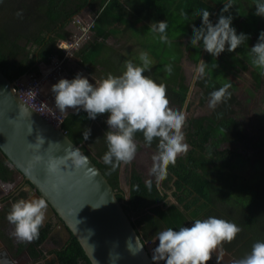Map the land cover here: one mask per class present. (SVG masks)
Returning a JSON list of instances; mask_svg holds the SVG:
<instances>
[{"label":"trees","instance_id":"16d2710c","mask_svg":"<svg viewBox=\"0 0 264 264\" xmlns=\"http://www.w3.org/2000/svg\"><path fill=\"white\" fill-rule=\"evenodd\" d=\"M102 2L0 0V71L14 81L23 74L39 73L40 63L47 64L52 54L61 55L57 44L71 34L73 17L84 8L91 9ZM223 2L205 0L200 3L211 13L209 18L213 23L220 14ZM232 3L224 15L231 14L232 24L236 27L239 21L244 24V30L236 29L238 33L250 36L246 44L236 49L238 53L235 50L227 55L211 57L202 48H192L190 40L186 43L190 61L197 63L202 59L207 63L204 76L193 82L196 94H201L205 100L210 98L212 91L228 83L231 85L227 90L230 96L208 113L185 119L182 131L188 150L179 154L175 163L168 164L162 173L155 171L156 166L152 163L150 170L145 172L147 174L141 171V167L139 170L135 162L131 163L126 176L129 196L124 198L119 181L120 164L113 169L101 159L107 150L104 138L108 130L105 123L107 113L98 114L92 120L83 110L68 112L61 129L106 177L117 198L123 201L122 207L144 244L165 228L190 227L195 219L215 216L240 227L241 231L235 239L221 244L238 260L251 252L255 242L264 241V128L259 130L250 125L251 129H248L246 105L244 99L238 96L233 75L240 69L246 70L245 61L252 63L248 48L256 42L259 31L264 29V18L253 14L255 0H232ZM216 8V17H213ZM99 18L95 20L93 29ZM192 23L199 26L200 19L195 18ZM175 46L180 48L181 43L175 42ZM250 73L253 88H264V70L253 65ZM154 81L165 86L169 107L181 111L188 94L184 75L176 69L171 75L158 74ZM247 95L250 96V92ZM260 96L258 103L263 107L255 113V121L264 123V93ZM188 106L187 101L185 107ZM87 128L91 129V133L84 140L82 133ZM134 141L137 151L150 149V157L158 155L159 140L146 147L143 134L138 132ZM245 149L250 152L244 153ZM13 179L6 158L0 157V184L12 183ZM23 195L21 191L20 196ZM169 195L172 196L171 201L168 200ZM9 197L11 194L1 200ZM16 200L18 196L12 198L13 202ZM5 207L0 212V239L13 256L26 251L32 262L41 264H91L73 235L61 243L59 237L52 233L54 223L51 221L42 224L38 238L16 241L9 230L13 226L6 220V210L9 212L10 206L7 204ZM46 243L51 244L48 250ZM206 264H214V260L210 259Z\"/></svg>","mask_w":264,"mask_h":264},{"label":"clouds","instance_id":"9594fccd","mask_svg":"<svg viewBox=\"0 0 264 264\" xmlns=\"http://www.w3.org/2000/svg\"><path fill=\"white\" fill-rule=\"evenodd\" d=\"M223 7L215 22L210 20L211 13L202 9L196 16L185 13L183 22L199 17V26L192 25L190 44L192 48H202L211 57H218L221 53H229L246 44L249 34L237 32L233 26L231 14L224 15L232 7V0H224ZM256 16L264 18V0H255ZM167 21H156L151 25L153 32L159 34L160 42L169 44L166 35ZM252 57V64L264 70V29L260 30L256 42L248 48ZM140 64L131 60L125 62V70L118 76L107 74L106 78L95 84L90 83L84 75L77 73L73 78H60L51 86L55 108L67 115V109L74 112L83 110L88 119L94 120L98 114L107 113L105 123L108 130L104 133L107 150L101 157L106 165L113 169L121 162L130 163L137 151L134 141L136 133H142L146 147H151L155 140H159L158 155L155 161V171H163L168 164H174L176 157L186 153L188 144L182 128L185 124V113L174 111L169 107L166 98V88L158 85L153 79L144 75L149 71L152 61L146 51L139 53ZM206 62L200 60L196 66V77L205 74ZM166 71L172 74L173 68ZM226 83L223 87L210 93L208 107L214 109L221 101L226 100L230 93ZM91 129L82 133L87 140ZM76 166L82 164L84 158L78 151L71 154ZM39 161V156L34 158ZM63 160L48 161L50 172L57 170ZM11 187V186H9ZM47 203L44 198L18 199L11 204L6 220L13 226L12 235L23 241H32L39 236V230L45 220ZM241 231L234 222L209 216L206 219H195L190 227L180 226L174 230L165 228L156 235L158 244L153 249L154 264H206L212 259L215 251L219 252L222 242L232 241ZM140 245L136 251H142ZM234 264H264V241H257L252 245L251 252L238 259Z\"/></svg>","mask_w":264,"mask_h":264},{"label":"water","instance_id":"95a60500","mask_svg":"<svg viewBox=\"0 0 264 264\" xmlns=\"http://www.w3.org/2000/svg\"><path fill=\"white\" fill-rule=\"evenodd\" d=\"M70 111L74 110L68 108L67 113ZM74 151L84 158L79 166L71 158ZM37 156L39 161L34 159ZM0 157L6 158L13 177L25 181L27 197L21 199L44 198L47 211L43 224L50 214H56L58 229L76 238L91 264H154L150 246L155 238L145 244L141 241L123 201L100 169L61 128L24 102L15 81L1 71ZM49 160L64 163L50 172ZM122 167L121 162L120 170ZM120 170V188L127 198L129 185L121 183ZM140 245H144L142 251H136ZM218 253L228 257L221 249Z\"/></svg>","mask_w":264,"mask_h":264},{"label":"crops","instance_id":"0c3cea01","mask_svg":"<svg viewBox=\"0 0 264 264\" xmlns=\"http://www.w3.org/2000/svg\"><path fill=\"white\" fill-rule=\"evenodd\" d=\"M204 1L103 0L102 4L92 6L91 9L84 8L82 12L86 16L85 19L97 15L96 18L100 16L99 22L92 30L90 39L74 51L64 63L61 78L71 79L79 73L87 77L90 83L95 84L106 78L109 73L114 76L120 75L125 70L126 61L131 60L134 64H140L139 53L146 51L152 64L144 75L155 80L158 74H168L166 69L171 66L172 73L177 69L186 79L183 63L190 61L186 43L192 34V27L189 30L187 26L190 22L191 25L193 23L192 20L188 23L183 22V16L185 13L190 16L198 15L205 9L200 5ZM216 11L217 8L213 17H216ZM82 12L73 18L81 17ZM156 21L168 22L166 35L169 44L161 43L159 34L152 31L151 25ZM175 42L181 43L180 48L175 46ZM49 64L50 60L47 64L40 63L39 72ZM54 83L56 82L50 83V86ZM12 232L13 227L10 230L11 235ZM12 237L17 240L14 235ZM23 255L28 256L27 252H22L20 255L12 256L10 263L20 264L19 258Z\"/></svg>","mask_w":264,"mask_h":264},{"label":"rangeland","instance_id":"374dc122","mask_svg":"<svg viewBox=\"0 0 264 264\" xmlns=\"http://www.w3.org/2000/svg\"><path fill=\"white\" fill-rule=\"evenodd\" d=\"M81 17L85 18L86 16L83 13ZM239 20H240V18L237 19V21H239ZM238 24H239V26H237V27L235 25H233V26L235 28H237L238 30H244V24H241L240 21L238 22ZM71 26H72V30H71V34H72L75 31V28L73 27V25H71ZM187 27L189 30L191 29V27H192L191 22L188 24ZM238 30H237V32H238ZM235 53H238L237 50L235 51ZM221 54L227 55L230 53L225 51ZM238 57H240V56H238ZM199 63H200L199 61L197 63H194L192 61H187L186 64L183 63L184 73H185V77H186L185 82H186V84H188V90H189L188 100H187L189 106L187 108L186 107L182 108L181 111H183L185 113L186 118L188 116H197V115L206 114L211 110L208 107V101L210 98L203 100L201 98V94H196V86L192 83L195 80L194 77H196V75H197L195 72V69ZM244 63L247 67L246 70L240 69V70H238L236 75H233V78H234L236 85H237V93H238V96L240 98L244 99V102L246 105L245 106V109H246L245 119H246V124L248 126V129L250 130L251 129L250 125H253V128L256 127L257 129L262 130L264 128V123H258L257 121H255V118H256L255 113L259 111V108L263 107L262 105H260L258 103V101L261 97L260 95L262 93H264V88H262V87H260L258 89L253 88L254 87L253 86V77L250 73V71L253 69V65L251 62H248V61H245ZM46 89H47V87H46ZM248 92H250V96L247 95ZM243 152L248 153V152H250V150L245 149V150H243ZM149 153H151L150 149L139 150L136 152L135 157L132 159V161L130 163H127V164L123 163V167L120 170L121 183L126 182V176L128 174L129 166L131 163L135 162L138 169L139 170L142 169L141 171L143 173L148 172L150 170L151 165L155 164V161L153 158L157 155L150 157ZM150 163H152V164H150ZM139 167H141V169ZM243 172L247 173L248 171H243ZM145 174H147V173H145ZM8 189H10V187ZM0 192H1L0 193V197H1L2 195L8 194L10 192V190H9V192H5V191H3L2 186H0ZM168 200L171 201L172 196L169 195ZM157 244H158V241L155 239L154 243L150 246L151 256H152L153 249L156 247ZM45 247L49 248V247H51V244L46 243ZM19 261H20V264H41L40 262H32L30 260V258L26 255L20 256Z\"/></svg>","mask_w":264,"mask_h":264},{"label":"built area","instance_id":"2783aa9c","mask_svg":"<svg viewBox=\"0 0 264 264\" xmlns=\"http://www.w3.org/2000/svg\"><path fill=\"white\" fill-rule=\"evenodd\" d=\"M96 17L97 15L87 19L80 16L75 17L72 21L75 31L57 44L61 55L52 54L47 68L39 73H28L15 81L20 98L44 119L59 128H61L65 115L55 108L53 93L49 84L57 82L62 77L64 63L74 51L90 39Z\"/></svg>","mask_w":264,"mask_h":264},{"label":"flooded vegetation","instance_id":"af4514ba","mask_svg":"<svg viewBox=\"0 0 264 264\" xmlns=\"http://www.w3.org/2000/svg\"><path fill=\"white\" fill-rule=\"evenodd\" d=\"M24 184H25L24 179L22 177H18V176L14 177L12 183L0 184V186H2V188H3V191L9 192V190H10V192L8 194L2 195L0 197V212L2 210L6 209L5 206L7 204L11 207V204L13 203L12 198L14 196H18V199L27 197V194H26L25 189H24ZM9 186H12V187H10V189H8ZM21 191L24 192L23 196H20V192ZM10 194H11V197L7 198L6 200H1V198H3L4 196H8ZM7 213H8V211L6 210V214ZM48 221H51V222L54 223V227L52 229V233L59 237L61 243H65L67 241V239H69L70 236L66 235L65 233H63L62 231H60L58 229V222L60 221L58 216L56 214H50V216L47 218L46 222H48ZM5 222L6 221H4V223ZM11 229H12V227L10 226L9 230H11ZM19 240L20 239L17 238L16 241H19ZM0 242H1V245H0V264H11L10 263L11 262V257L13 255L10 253V251L8 250V248L5 245V243L2 240H0ZM49 248H46V250H48ZM219 249L223 250L228 255V257L226 255H221V254L216 253L214 251L213 254H212V259L214 260V264H234V262L237 259H235L230 252H227L226 250H224L221 245L219 246ZM23 252H26V251H23ZM30 260H31V258H30Z\"/></svg>","mask_w":264,"mask_h":264},{"label":"bare ground","instance_id":"6f19581e","mask_svg":"<svg viewBox=\"0 0 264 264\" xmlns=\"http://www.w3.org/2000/svg\"><path fill=\"white\" fill-rule=\"evenodd\" d=\"M63 122V121H62Z\"/></svg>","mask_w":264,"mask_h":264}]
</instances>
